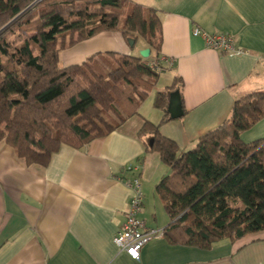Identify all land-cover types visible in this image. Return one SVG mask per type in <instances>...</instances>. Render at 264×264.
<instances>
[{"label":"crops","instance_id":"crops-1","mask_svg":"<svg viewBox=\"0 0 264 264\" xmlns=\"http://www.w3.org/2000/svg\"><path fill=\"white\" fill-rule=\"evenodd\" d=\"M129 2L161 12L164 69L136 113L80 148L61 145L47 166L26 164L0 141V264H264V229L209 249L170 244L162 235L145 243L137 260L113 242L131 194L126 181L134 176L142 185L138 216L145 226L164 228L169 220L158 216L155 185L170 169L138 138L144 120L187 150L228 118L235 99L264 91V0ZM195 28L228 34L248 52L212 50L192 35ZM146 47L142 39L130 47L120 31H104L62 50L59 61L66 67L97 52L139 55ZM175 75L183 82V114L162 122L154 92ZM263 137L264 116L240 134L244 142ZM129 163L136 169L128 170Z\"/></svg>","mask_w":264,"mask_h":264},{"label":"trees","instance_id":"trees-1","mask_svg":"<svg viewBox=\"0 0 264 264\" xmlns=\"http://www.w3.org/2000/svg\"><path fill=\"white\" fill-rule=\"evenodd\" d=\"M160 14L129 0H0V141L26 164L47 166L61 145L80 148L116 129L164 69ZM104 31L144 40L149 56L97 52L60 66L62 50ZM182 86L175 75L154 92L162 122L169 92ZM263 116L264 91L246 93L187 150L144 120L138 138L170 169L155 185L170 244L209 249L264 229V137L240 138Z\"/></svg>","mask_w":264,"mask_h":264},{"label":"built area","instance_id":"built-area-1","mask_svg":"<svg viewBox=\"0 0 264 264\" xmlns=\"http://www.w3.org/2000/svg\"><path fill=\"white\" fill-rule=\"evenodd\" d=\"M192 35L202 37L206 46L212 50L239 54L248 52L242 47L235 46L232 37L225 33L210 34L195 28ZM260 59L264 61V52L260 54ZM127 169L135 170L136 166L129 163ZM126 184L131 189V194L124 210V221L115 232L113 242L119 250L137 260L140 257L142 246L152 239L161 237L163 228L146 227L144 221L138 216L143 202V191L139 177L134 176L128 179Z\"/></svg>","mask_w":264,"mask_h":264},{"label":"water","instance_id":"water-1","mask_svg":"<svg viewBox=\"0 0 264 264\" xmlns=\"http://www.w3.org/2000/svg\"><path fill=\"white\" fill-rule=\"evenodd\" d=\"M135 39L127 38V43L130 47L134 45ZM150 54V49L148 47L140 49L139 55L143 58L148 57ZM167 112L170 118H178L183 114L181 97L178 89L169 92Z\"/></svg>","mask_w":264,"mask_h":264},{"label":"rangeland","instance_id":"rangeland-1","mask_svg":"<svg viewBox=\"0 0 264 264\" xmlns=\"http://www.w3.org/2000/svg\"><path fill=\"white\" fill-rule=\"evenodd\" d=\"M121 22H122V19H121ZM60 66H61V64H60ZM62 67H63V66H62ZM159 75H160V74H159ZM157 196H158V194H157ZM156 209H157V213H158V211H159V215H158V216H160V218L163 217L164 219L167 220V214L165 213L164 208L162 207V203L160 204V206H159V204H158V206H156ZM157 225H161V224H159V222H158V224H156V226H157Z\"/></svg>","mask_w":264,"mask_h":264}]
</instances>
